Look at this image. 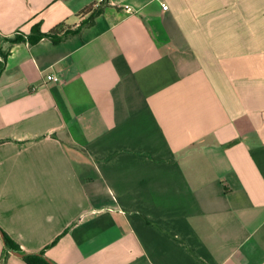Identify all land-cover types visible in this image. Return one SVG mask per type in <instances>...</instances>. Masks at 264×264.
Instances as JSON below:
<instances>
[{"label":"crops","instance_id":"0c3cea01","mask_svg":"<svg viewBox=\"0 0 264 264\" xmlns=\"http://www.w3.org/2000/svg\"><path fill=\"white\" fill-rule=\"evenodd\" d=\"M2 52L0 228L24 253L264 264V0H0Z\"/></svg>","mask_w":264,"mask_h":264},{"label":"trees","instance_id":"16d2710c","mask_svg":"<svg viewBox=\"0 0 264 264\" xmlns=\"http://www.w3.org/2000/svg\"><path fill=\"white\" fill-rule=\"evenodd\" d=\"M71 31H67L65 33H57V29L52 30L50 33L48 34H43L40 33L39 31H34L32 36H29L27 39L30 42H37L43 38H51L54 41H58L60 39H62V37L67 36V34H69ZM11 43H17L19 41H24V39L22 37H15L12 40H9ZM1 57L3 58V61H0V76L2 74V71L4 69V63L8 57V53L6 52H2L1 53ZM1 143V141H0ZM1 229V228H0ZM2 230V229H1ZM2 232L4 233V246H5V250H4V256L5 255H9L10 252H15V253H20V254H24V259L26 260V262L28 264H54L52 262H50L45 256H44V252L38 253V254H27L24 253L22 251V249L20 248V246H18L14 240H12V238L6 233L4 232V230H2Z\"/></svg>","mask_w":264,"mask_h":264},{"label":"built area","instance_id":"2783aa9c","mask_svg":"<svg viewBox=\"0 0 264 264\" xmlns=\"http://www.w3.org/2000/svg\"><path fill=\"white\" fill-rule=\"evenodd\" d=\"M107 3V0H92V7L94 10H101L104 5ZM162 9L164 11H167L169 9V6L167 4L162 3ZM126 11L131 13L132 9L130 7L126 8ZM0 61H3V58L0 57ZM61 82V78L59 76H56L54 74H48L45 76V83H60Z\"/></svg>","mask_w":264,"mask_h":264},{"label":"water","instance_id":"95a60500","mask_svg":"<svg viewBox=\"0 0 264 264\" xmlns=\"http://www.w3.org/2000/svg\"><path fill=\"white\" fill-rule=\"evenodd\" d=\"M0 237L2 238V240L4 242V233L2 232L1 229H0ZM11 253H13V254H15L16 256H19V257H23L24 256V254H20V253H15V252H11Z\"/></svg>","mask_w":264,"mask_h":264}]
</instances>
